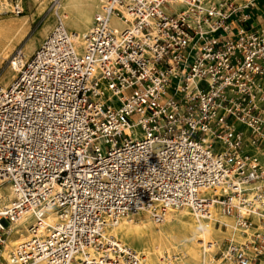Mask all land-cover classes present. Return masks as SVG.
Returning <instances> with one entry per match:
<instances>
[{"label":"built area","instance_id":"2783aa9c","mask_svg":"<svg viewBox=\"0 0 264 264\" xmlns=\"http://www.w3.org/2000/svg\"><path fill=\"white\" fill-rule=\"evenodd\" d=\"M170 6L102 0L82 44L59 20L29 57L10 60L0 180L14 198L0 209V246L26 221L34 236L7 263L137 264L109 231L122 218L208 216L210 203L243 234L225 258L264 261V0Z\"/></svg>","mask_w":264,"mask_h":264},{"label":"bare ground","instance_id":"6f19581e","mask_svg":"<svg viewBox=\"0 0 264 264\" xmlns=\"http://www.w3.org/2000/svg\"><path fill=\"white\" fill-rule=\"evenodd\" d=\"M31 5L37 9V13L42 16L47 11L48 2H55L53 13L57 17V23L53 26V19L47 17L43 25L37 30L34 36L30 37L22 46L21 43L28 37V29H23L24 23L15 21L0 22V65L6 63L5 70L0 76V85H8L15 77L16 73L10 64L17 46H22V52L29 57L38 47V42H42L50 31H52L58 21L61 20L67 28H73L77 34L75 41L83 43V37L93 27L95 14L99 12L102 0H29ZM177 12L189 10L188 0H168ZM218 3L220 0H210ZM21 12H24L23 0H18ZM52 4V5H53ZM30 5V6H31ZM9 7L11 12H16L15 5L8 0H0V9ZM168 12L169 10L166 9ZM20 12V13H21ZM19 13V14H20ZM48 13V12H47ZM110 22L117 26H124V23L111 16ZM20 50V49H19ZM261 163L264 165V152L255 149ZM220 191V188L219 190ZM14 198V193L9 184H4L0 180V209L8 206ZM211 215H203L200 210L185 208H170L165 212L146 209L135 213L133 216L122 218L118 224L109 230L113 236L119 237L123 245L137 252V264H174L173 261L181 259L178 264H236L227 258L218 259L216 253L223 250L226 240L242 242L243 234L239 232L235 225L234 215L219 213L215 204H209L207 209ZM160 212V211H157ZM158 214H161L160 217ZM57 220L55 214H49L46 218L47 224H54ZM220 221L227 228L215 226V222ZM25 218H20L18 225L23 223ZM45 235V227L40 231ZM33 233L29 229L26 221L23 226L10 234L6 243L0 248L2 256L1 264H10L11 251L21 244L27 243L33 238ZM225 245V244H224ZM167 251L168 255L164 252ZM92 254L93 251H91ZM180 252L184 258L180 255ZM219 253V252H218ZM35 264H44L39 261ZM255 264V263H251ZM264 264V261L258 263Z\"/></svg>","mask_w":264,"mask_h":264},{"label":"rangeland","instance_id":"374dc122","mask_svg":"<svg viewBox=\"0 0 264 264\" xmlns=\"http://www.w3.org/2000/svg\"><path fill=\"white\" fill-rule=\"evenodd\" d=\"M4 1V0H2ZM9 3L14 4L16 6L17 1L18 0H8ZM55 2H48L47 6V11L45 12L44 15L40 16L37 13V9L34 8L29 0H23V2L21 3V6L23 5L24 8V12H21L20 14H16L15 12L12 13L11 9L9 7H5V8H1L0 9V22H8V21H15L16 23H24L23 25V29H28V37L21 43V45L23 46L25 44V42L32 36H34V34L37 32V30L43 25V23L45 22V20L47 19V17H51V19H53V26L57 23V17L54 15L53 13V7ZM53 4V5H52ZM31 5V6H30ZM170 12L173 11H177L176 8H174L173 6L169 7ZM48 12V13H47ZM113 26H116L119 29H123L124 26H117L115 24H112ZM70 31H76L73 28H68ZM43 40V38H42ZM40 42H38V46H39ZM20 45L17 46V49L15 50L13 56L16 54V52L19 49H22V46ZM13 56L10 58V60L13 58ZM7 63V62H6ZM5 65L2 64L0 65V76L1 74L4 72L5 70ZM215 226L219 227V228H223L226 229L227 227L225 225H222L221 222H215ZM230 240H226L223 244V250H218L216 253V257L218 259L224 258V252L226 251V248L229 244ZM2 246H0L1 248ZM219 252V253H218ZM180 253V252H177ZM165 255H168L167 251L164 252ZM183 254L180 253L179 256H182ZM184 258V256H182ZM3 259L2 257H0V262L2 263Z\"/></svg>","mask_w":264,"mask_h":264}]
</instances>
